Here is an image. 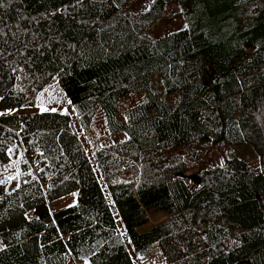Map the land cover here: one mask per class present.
I'll return each mask as SVG.
<instances>
[{
  "label": "trees",
  "instance_id": "1",
  "mask_svg": "<svg viewBox=\"0 0 264 264\" xmlns=\"http://www.w3.org/2000/svg\"><path fill=\"white\" fill-rule=\"evenodd\" d=\"M130 1L0 0V168L20 172L0 183V264H136L156 243L167 264H264V0H176L186 25L160 37L171 0ZM55 77L84 133L99 108L127 138L91 156L69 112L34 110ZM152 210L169 218L140 231Z\"/></svg>",
  "mask_w": 264,
  "mask_h": 264
},
{
  "label": "rangeland",
  "instance_id": "2",
  "mask_svg": "<svg viewBox=\"0 0 264 264\" xmlns=\"http://www.w3.org/2000/svg\"><path fill=\"white\" fill-rule=\"evenodd\" d=\"M152 0H131L129 3V9L133 13H139L143 9L147 8ZM184 9L178 4L176 0L168 1L165 6L164 16L156 22L150 29V34L154 37H160L167 33H171L177 30H181L185 27V19L183 14ZM155 87L157 91L165 96L163 87L155 79ZM145 101L144 94L138 96H132L122 101L124 109L140 104ZM34 110H56L62 112H69L73 118V129L79 134L82 141L84 142L88 153L92 156L93 151L91 148L98 147L100 145L105 146L112 144L116 141L127 138L128 133L126 130L110 134L107 130V124L103 113L99 108L96 109L95 117L91 129L89 132L84 133L82 130L77 112L71 105L68 97L60 87L57 77L53 78L42 90L38 97V104ZM12 113L11 110H0V115ZM124 120V117H122ZM233 149L230 143L222 142L219 144H204L201 151V158L195 161L191 160L189 165L190 169L184 175V178L189 185H194V174L198 172L200 167H210L214 165L223 164L226 160L227 155ZM181 156H184V150L177 151ZM175 154V152H173ZM249 164V166L259 171L261 169L260 162L256 156L253 157L252 152L249 150L243 157ZM31 163V161H30ZM95 164L97 172L103 182L98 167ZM193 166V167H192ZM15 177L9 180L8 177ZM20 172L13 162L10 165L0 168V181H5L9 184V187H13L18 183ZM77 194L72 193L67 195L55 202V205H51L53 208H63L73 204L76 201ZM149 221L144 226L140 227V231H146L151 229L154 225L160 224L169 218V215L164 211H149ZM123 232V227H121ZM1 247V243H0ZM134 261L136 264H166L167 258L162 251L158 243L154 244L152 248L145 254H133ZM77 264H82L77 262Z\"/></svg>",
  "mask_w": 264,
  "mask_h": 264
},
{
  "label": "snow or ice",
  "instance_id": "3",
  "mask_svg": "<svg viewBox=\"0 0 264 264\" xmlns=\"http://www.w3.org/2000/svg\"><path fill=\"white\" fill-rule=\"evenodd\" d=\"M3 5L0 4V7H2ZM15 177H12V176H9L8 179L11 180V179H14ZM5 181H0V183H4Z\"/></svg>",
  "mask_w": 264,
  "mask_h": 264
},
{
  "label": "built area",
  "instance_id": "4",
  "mask_svg": "<svg viewBox=\"0 0 264 264\" xmlns=\"http://www.w3.org/2000/svg\"><path fill=\"white\" fill-rule=\"evenodd\" d=\"M53 207L51 206V209H52ZM53 209H55V208H53Z\"/></svg>",
  "mask_w": 264,
  "mask_h": 264
},
{
  "label": "crops",
  "instance_id": "5",
  "mask_svg": "<svg viewBox=\"0 0 264 264\" xmlns=\"http://www.w3.org/2000/svg\"><path fill=\"white\" fill-rule=\"evenodd\" d=\"M167 263H168V261H167ZM167 263H166V264H167Z\"/></svg>",
  "mask_w": 264,
  "mask_h": 264
}]
</instances>
